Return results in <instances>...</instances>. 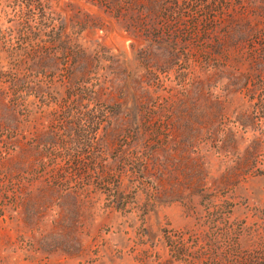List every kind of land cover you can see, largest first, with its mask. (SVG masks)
Returning a JSON list of instances; mask_svg holds the SVG:
<instances>
[{
  "label": "rangeland",
  "instance_id": "rangeland-1",
  "mask_svg": "<svg viewBox=\"0 0 264 264\" xmlns=\"http://www.w3.org/2000/svg\"><path fill=\"white\" fill-rule=\"evenodd\" d=\"M51 3L55 9L61 0ZM89 8L99 19L78 29L88 65L74 73L75 85L62 66L35 71L33 84L45 90L13 107L17 131L0 118V264H264V118L247 97L251 84L216 123L223 129L238 115L252 119L237 130L238 149L218 150L205 132L207 140L191 148L189 127L173 139L165 126L179 92L177 63L146 69L135 52L142 38H129L104 6ZM46 46L63 63L58 48ZM16 63L2 50L0 89L9 75L28 74ZM231 66L247 70L226 64V72ZM225 84L211 91L214 99L224 100ZM71 123L78 125L73 141L63 128ZM52 132V142L38 145L36 134ZM11 136L25 155L7 143ZM254 140V169L228 183ZM160 144L164 151L154 155ZM179 158L191 161L188 168L200 159L201 171L185 173ZM144 161L150 171L142 176Z\"/></svg>",
  "mask_w": 264,
  "mask_h": 264
},
{
  "label": "trees",
  "instance_id": "trees-1",
  "mask_svg": "<svg viewBox=\"0 0 264 264\" xmlns=\"http://www.w3.org/2000/svg\"><path fill=\"white\" fill-rule=\"evenodd\" d=\"M51 4V0H0L2 9H6L1 12L4 25H7L4 32L0 27V53L6 50L17 62L14 65L24 64L29 71L27 75L20 76L16 72L9 75L8 86L0 89V118L5 130L17 131L13 107L30 105L33 92L43 94L45 89L32 82L35 71L62 66L70 81L68 86L75 85L72 83L74 73L88 65L87 49L80 43L79 31L88 22L99 19L91 14L89 7L99 8L100 5L129 38H142L140 45H143L135 52L143 67L153 70L162 60L169 66L177 63L180 73L175 81L179 92L168 107L165 120L173 139L187 126L192 135L191 148L195 140L203 137L207 140V136H202L205 132L210 142L221 145L218 150L236 151L241 139L237 138V130L253 125L252 119L238 115L223 129L216 127V123L219 117L229 113L235 94L241 93L248 84L251 86L246 88L247 97L253 101L251 104L258 118L260 115L264 118V0H61L55 9ZM13 39L16 44L12 43ZM46 44L58 48L64 56L63 63L57 62ZM130 48L134 45L130 44ZM237 63L245 65L247 70L240 73L231 66L230 72H226V64L235 66ZM220 81L226 83L221 89L223 101L211 95ZM236 113L230 114L235 117ZM69 125L63 128L66 138L73 141L78 125ZM52 136L53 132L36 134L38 145L52 142ZM7 143L14 151L18 149L25 155L24 145L12 136ZM160 149L162 144L153 151L154 155ZM256 151L258 143L254 140L241 157L245 162L239 160L231 169L232 176L226 178L228 183H236L243 169V176L254 169L255 163L250 166L249 159ZM173 161L174 164L169 161L170 166L175 165L176 158ZM189 161L178 160L185 173H189V169L191 173L200 170V159L193 160V168H188ZM26 162L23 158L20 165L26 166ZM149 167L147 161L141 164L142 176L150 171Z\"/></svg>",
  "mask_w": 264,
  "mask_h": 264
}]
</instances>
